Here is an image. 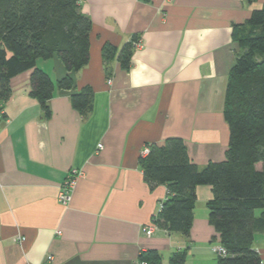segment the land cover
Wrapping results in <instances>:
<instances>
[{"label":"crops","instance_id":"1","mask_svg":"<svg viewBox=\"0 0 264 264\" xmlns=\"http://www.w3.org/2000/svg\"><path fill=\"white\" fill-rule=\"evenodd\" d=\"M264 0H79L91 20L89 59L69 73L58 57L38 59L53 92L46 116L30 96L32 69L9 82L0 106V264H137L155 249L161 264L186 250L187 264H211L220 246L208 220L211 187H196L188 237L142 229L165 199L163 184H149L139 166L142 150L181 138L203 168L225 158L229 130L223 116L229 71L241 48L233 32ZM133 36L128 68L102 57L110 43ZM90 87L83 113L71 95ZM100 145V147L98 146ZM71 168L80 169L67 204L57 199ZM253 248L264 264V231Z\"/></svg>","mask_w":264,"mask_h":264},{"label":"trees","instance_id":"2","mask_svg":"<svg viewBox=\"0 0 264 264\" xmlns=\"http://www.w3.org/2000/svg\"><path fill=\"white\" fill-rule=\"evenodd\" d=\"M90 29L91 20L81 13L79 0H0V106L9 97L11 78L32 69L30 96L48 116L53 83L36 61L58 57L69 73L57 87L71 88V73L89 59ZM233 35L241 52L225 89L223 116L229 130L225 158L200 169L181 138H168L149 144L139 166L149 184L167 188L152 217L156 227L188 237L196 187L210 186L208 220L225 250L211 264H262L253 241L264 231V4L253 9L245 23L235 25ZM136 39L133 36L121 48L104 44V62L117 59L128 68ZM91 94L88 86L73 93L72 106L83 113L91 105ZM137 264H161V254L155 249L140 251ZM168 264H187L186 250L173 251Z\"/></svg>","mask_w":264,"mask_h":264},{"label":"built area","instance_id":"3","mask_svg":"<svg viewBox=\"0 0 264 264\" xmlns=\"http://www.w3.org/2000/svg\"><path fill=\"white\" fill-rule=\"evenodd\" d=\"M141 45V42L139 39H136L135 42H133L134 48H137ZM2 112L0 111V118ZM100 147V145H98ZM149 152L148 147H145L141 155L145 156ZM82 175V171L80 169L76 168H71L62 183L59 186L58 194H57V199L60 203L67 204L71 198L72 191L76 185V182L78 178ZM159 208H161V203L159 204ZM156 226L153 223L148 224L147 226L143 227L142 231L146 236H150L153 231L155 230ZM213 251L217 255H223L225 253V250L221 246L213 247Z\"/></svg>","mask_w":264,"mask_h":264},{"label":"rangeland","instance_id":"4","mask_svg":"<svg viewBox=\"0 0 264 264\" xmlns=\"http://www.w3.org/2000/svg\"><path fill=\"white\" fill-rule=\"evenodd\" d=\"M260 211H261V210L257 209L255 213H256V214H259Z\"/></svg>","mask_w":264,"mask_h":264}]
</instances>
